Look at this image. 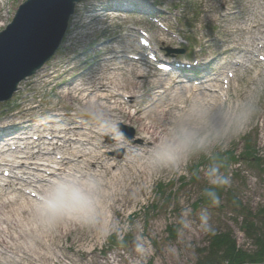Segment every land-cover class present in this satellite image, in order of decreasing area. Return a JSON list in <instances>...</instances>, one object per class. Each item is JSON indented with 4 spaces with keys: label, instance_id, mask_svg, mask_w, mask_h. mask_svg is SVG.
I'll list each match as a JSON object with an SVG mask.
<instances>
[{
    "label": "rangeland",
    "instance_id": "obj_1",
    "mask_svg": "<svg viewBox=\"0 0 264 264\" xmlns=\"http://www.w3.org/2000/svg\"><path fill=\"white\" fill-rule=\"evenodd\" d=\"M25 1L0 0V32ZM110 1L89 0L76 5L64 44L43 66L44 71L22 81L10 101L0 102V126L13 119L33 120L54 109L75 114L81 110L80 104L73 100L70 105L61 92L68 88L67 84L80 81L84 73L85 77L96 75L100 67L97 62L112 54L108 47L125 45L127 58L147 68L149 83L136 79L143 92L150 90L151 81H168L175 74L159 71L157 65L161 62L148 61L146 55L155 51L161 59L188 60L197 80L201 76H218L221 90L229 92L231 102L221 92L219 102L226 120L219 117L220 123L213 121L206 131L196 132L206 138L205 150L197 151L194 139H181L179 144L185 153L180 164H169L157 156L160 163L143 194L137 197L139 190L135 189L116 204L119 212L109 211V227L117 229L110 237L101 238L105 228L94 232L81 229L59 238L52 251L63 264H195L209 234L226 226L234 231L240 246L251 249V242L240 227V212L234 205L241 201L254 213L264 209V61L259 59L264 56V0H144L143 4L118 2V8ZM151 14L161 24L149 18ZM140 30L150 34L153 48L144 50V55L139 53ZM74 31L78 36L71 40L73 46L69 49L66 43ZM238 48L255 51L247 73L234 72L229 67V62L240 58ZM48 73L53 74L44 78ZM238 91L241 100L236 95ZM145 99L146 96L137 99V104ZM125 100L129 104L134 102L132 97ZM90 110L83 109L91 113ZM81 120L91 122L93 118L82 112ZM113 126L121 136L140 141L129 124L118 122ZM32 135L35 136L33 132ZM101 139L110 142L113 136ZM247 147L257 160L243 156ZM106 155L121 158L124 151L109 148ZM213 165H218L229 178L226 187L232 191L227 196L218 195V204L208 202L204 195V190L212 187L206 172ZM205 210L211 231L203 228L201 216ZM137 237L146 254L136 250Z\"/></svg>",
    "mask_w": 264,
    "mask_h": 264
},
{
    "label": "bare ground",
    "instance_id": "obj_2",
    "mask_svg": "<svg viewBox=\"0 0 264 264\" xmlns=\"http://www.w3.org/2000/svg\"><path fill=\"white\" fill-rule=\"evenodd\" d=\"M77 36L74 31L66 43L69 49L73 46L71 40ZM126 47H108L112 54L97 62L100 67L96 75L85 77L87 73H84L80 81L67 84L62 96L82 107L75 114L54 109L33 120L20 118L1 124L0 131L6 126H14L23 130L22 134L26 136L8 138L0 145V262L63 264L60 256L52 251L57 240L73 231L89 229L94 232L109 227L112 218L108 213L119 212L116 204L120 199L125 200L135 189L139 190L137 197L142 195L151 182L160 163L157 156L162 142L175 145V151L161 159L169 164H180V157L185 153L179 144L182 130L203 132L213 121L219 122V117L226 120L219 102L220 93L224 92L218 76L203 77L208 80L195 86L187 85L177 77L151 81L150 90L143 92V87L136 82L149 79L147 68L127 58ZM237 52L240 58L229 62V67L234 72L247 73L255 51L238 48ZM52 74L48 73L44 78H50ZM224 94L231 102L229 92ZM236 95L242 99L239 91ZM143 96H146L145 101L137 104ZM126 97H132L134 102L129 104ZM85 108H91V113L83 111ZM82 112L91 115L93 120H81ZM97 113L102 115V120L94 118L93 114ZM102 122L104 129H101ZM118 122L132 126L140 141L116 132L112 124ZM32 132L38 136H33ZM16 134L20 132L17 130ZM106 135H112L113 140L103 141L101 138ZM109 148H121L124 156H107ZM69 176L95 181L99 205L94 222H85L75 215L55 221L37 217L36 208L43 202L45 193Z\"/></svg>",
    "mask_w": 264,
    "mask_h": 264
},
{
    "label": "water",
    "instance_id": "obj_3",
    "mask_svg": "<svg viewBox=\"0 0 264 264\" xmlns=\"http://www.w3.org/2000/svg\"><path fill=\"white\" fill-rule=\"evenodd\" d=\"M87 0H26L0 32V102L56 53L77 4Z\"/></svg>",
    "mask_w": 264,
    "mask_h": 264
},
{
    "label": "clouds",
    "instance_id": "obj_4",
    "mask_svg": "<svg viewBox=\"0 0 264 264\" xmlns=\"http://www.w3.org/2000/svg\"><path fill=\"white\" fill-rule=\"evenodd\" d=\"M97 120H102L101 114H93ZM113 123L112 125H114ZM105 125L101 123V129ZM180 138L186 141L194 139L195 148L197 151L205 150L207 147L206 138L201 137L198 133L192 130H182ZM175 151V145L169 141L162 142L160 146V156H170ZM191 153L188 154L190 157ZM209 183L212 185L210 189L204 190L205 197L212 200L213 204L219 203L217 188L226 187L229 184V178L224 176L218 165L211 166L207 172ZM99 194L95 181L91 179H79L67 177L61 179L45 193L43 202L36 208V215L44 221H55L62 219L65 216L75 215L77 218L85 222H94L98 213ZM203 228L205 231H211V226L208 224V215L205 210L201 216ZM114 227H106L102 230V239L110 237L114 231ZM136 250L141 254H146L143 242L139 237L135 243Z\"/></svg>",
    "mask_w": 264,
    "mask_h": 264
},
{
    "label": "trees",
    "instance_id": "obj_5",
    "mask_svg": "<svg viewBox=\"0 0 264 264\" xmlns=\"http://www.w3.org/2000/svg\"><path fill=\"white\" fill-rule=\"evenodd\" d=\"M250 150L247 147V153L243 156L257 160ZM216 191L220 197L232 194L227 187L217 188ZM207 201L212 200L207 198ZM234 206L240 212V227L252 248L240 246L234 231L226 226L209 234L207 245L199 251L195 264H264V209L254 213L241 201Z\"/></svg>",
    "mask_w": 264,
    "mask_h": 264
}]
</instances>
